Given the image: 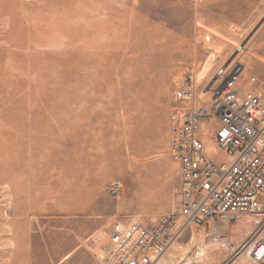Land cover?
<instances>
[{"label":"rangeland","instance_id":"obj_1","mask_svg":"<svg viewBox=\"0 0 264 264\" xmlns=\"http://www.w3.org/2000/svg\"><path fill=\"white\" fill-rule=\"evenodd\" d=\"M0 37V264H39L36 249L46 264H104L114 224L179 208L173 95L188 72L204 98L236 59L264 97V0H0ZM259 219L190 224L159 264L198 246L194 264H264Z\"/></svg>","mask_w":264,"mask_h":264},{"label":"built area","instance_id":"obj_2","mask_svg":"<svg viewBox=\"0 0 264 264\" xmlns=\"http://www.w3.org/2000/svg\"><path fill=\"white\" fill-rule=\"evenodd\" d=\"M243 70L239 60L220 67V85L202 90L206 98L212 93L209 101L198 98L195 76L188 72L173 95L178 122L171 143L173 157L181 164L180 209L150 225L114 224L108 231L104 264H157L170 240L181 233L180 228L173 230L180 217L183 224H208L219 233L222 229L217 227L246 215L264 220V100L239 85ZM249 81L258 79L251 76ZM213 117L216 127L210 130ZM210 132L230 157L228 162H217L204 152ZM121 186L115 180L111 191L118 193ZM253 257L264 261V242H257Z\"/></svg>","mask_w":264,"mask_h":264},{"label":"bare ground","instance_id":"obj_3","mask_svg":"<svg viewBox=\"0 0 264 264\" xmlns=\"http://www.w3.org/2000/svg\"><path fill=\"white\" fill-rule=\"evenodd\" d=\"M200 21V20H199ZM201 24V23H200ZM1 38V37H0ZM1 46V45H0ZM239 49H241V47H239L238 48V50ZM244 52V50L242 51V52H238L239 54H241V53H243ZM232 57V56H231ZM252 57V56H251ZM254 57V56H253ZM257 57V56H256ZM256 57L255 58H253L254 60L256 59ZM234 61H237L236 59H233L231 62H229L228 64H230V63H233ZM256 61V60H255ZM241 62V61H240ZM254 63H256V62H254ZM228 64H223L222 66H224V65H228ZM221 66V67H222ZM211 69V68H210ZM244 70H245V68H244ZM244 70H243V72H242V75H241V77H240V79H239V85L240 86H242V87H244L245 89H247V90H252V91H254L257 95H259L263 100H264V97L262 96V94L261 93H259L258 91H257V89H252L251 88V85H253V84H257V83H259V78H258V76L257 75H251V76H256L257 77V79H258V82H250L249 81V78L251 77H248L247 79H243V73H244ZM216 75H217V73H216ZM217 81L219 82L218 83V85H220V79H218V76H217ZM197 85V84H196ZM218 85H216V86H218ZM216 86H213V87H216ZM223 86L224 85H221V86H219L218 87V89H222L223 88ZM209 98V97H208ZM212 99V93H210V98H209V100H211ZM208 100V101H209ZM213 120L210 122V123H208V127H210L209 129L210 130H214L215 129V125H216V120H215V118L213 117L212 118ZM210 134V136H209V138H212V132H210L209 133ZM208 138V139H209ZM208 139H207V141H208ZM213 139V138H212ZM207 141H206V143H207ZM171 142H172V139H171ZM206 143H204V152L210 157V158H212L213 160H215V161H217V162H228L229 160H230V157L218 146V144L217 143H215L221 150H222V152H224L223 154L224 155H222L220 152H218L217 151V148L215 147V146H211V145H207ZM171 151H172V157H173V149H172V143H171ZM215 155L217 156V155H221V160H216L214 157H215ZM174 158V157H173ZM175 159V158H174ZM176 160V159H175ZM176 161H178V160H176ZM99 162V161H98ZM179 162V161H178ZM179 164H180V162H179ZM101 166H99V168H100ZM180 168H181V164H180ZM93 169H94V167H93ZM98 170V169H97ZM103 170V169H102ZM94 171H95V169H94ZM98 171H100V170H98ZM96 172V171H95ZM102 174V173H101ZM93 176V175H92ZM97 176V175H96ZM99 176V175H98ZM104 176V175H103ZM103 176H102V179H104L103 178ZM94 178H95V176H94ZM100 179H101V177H100ZM90 180V179H89ZM89 180H87V182H84L83 183V185L85 186V189H86V187L87 188H89V187H91L92 186V184H94V185H98L99 186V184H101L100 183V180H98V178L97 179H95L96 181H89ZM77 182H75V184H76ZM78 185V184H77ZM76 185V186H77ZM93 187V186H92ZM70 188V187H69ZM76 188V187H75ZM74 188V189H75ZM74 189H72V190H74ZM84 190V189H83ZM70 194V193H69ZM181 196V195H180ZM180 203H181V198H180ZM180 209V206H179V208L176 210V211H178ZM71 210V209H70ZM176 211H174V212H176ZM245 217V216H244ZM182 220V224H183V218L182 217H180V218H178V220L176 221V224L178 223V221L179 220ZM248 219V218H247ZM257 219V218H256ZM238 220V219H237ZM237 220H235V221H237ZM135 221H137V220H135ZM235 221H232V222H235ZM134 222V221H133ZM139 222H141V221H139ZM254 222H255V220H254ZM142 224H144L143 222H141ZM229 223H231V222H229ZM228 223V224H229ZM181 224V225H182ZM190 224H193V223H190ZM190 224H188V225H186V224H183L182 226H181V228L179 229V231H184V230H186V228L190 225ZM194 224H196V223H194ZM122 225V224H121ZM144 225H148V224H144ZM150 225V224H149ZM206 225H208V224H206ZM124 226H127V225H124ZM209 226H211V225H209ZM213 227V226H212ZM217 229L218 230H220V227H217ZM178 231V232H179ZM22 240H20L19 241V243L21 242ZM48 242H53V239H50L49 238V240H47ZM171 242H172V240H170V245H171ZM257 242H259V241H256L255 242V244H254V247L252 246V245H250V246H246L245 247V249H244V254H246V256H249L250 255V253H251V250H252V247H253V250H252V257H253V251L255 250V247H256V245H257ZM261 242H264V241H261ZM43 244H45V243H43ZM107 244V243H106ZM20 246H21V244H20ZM45 247V246H44ZM169 249V248H168ZM20 250V249H19ZM37 251H36V253H34L33 255H34V257L36 258V260H37V263H39V264H46V261H45V256H44V253L42 252V251H40L39 249H36ZM167 252V251H166ZM165 252V253H166ZM164 253V254H165ZM242 253V254H243ZM163 254V255H164ZM163 255L159 258V260L157 261V264H159L160 262H161V260H162V258H163ZM205 256H206V250H205V247H203V246H198V248L193 252V255L192 256H190L189 258H188V260L184 263V264H194V263H199V262H201V261H203L204 260V258H205ZM253 259H254V257H253ZM255 261H257V262H264V261H258V260H256V259H254Z\"/></svg>","mask_w":264,"mask_h":264}]
</instances>
